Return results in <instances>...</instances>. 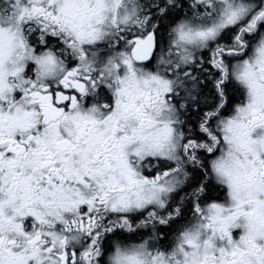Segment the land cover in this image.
<instances>
[{
	"label": "snow or ice",
	"instance_id": "6c2138e0",
	"mask_svg": "<svg viewBox=\"0 0 264 264\" xmlns=\"http://www.w3.org/2000/svg\"><path fill=\"white\" fill-rule=\"evenodd\" d=\"M0 264H264V0H0Z\"/></svg>",
	"mask_w": 264,
	"mask_h": 264
}]
</instances>
